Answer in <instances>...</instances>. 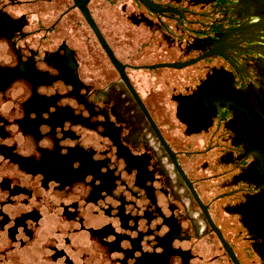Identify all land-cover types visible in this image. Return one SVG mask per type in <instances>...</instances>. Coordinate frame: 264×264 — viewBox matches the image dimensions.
Returning <instances> with one entry per match:
<instances>
[{"label": "flooded vegetation", "instance_id": "1", "mask_svg": "<svg viewBox=\"0 0 264 264\" xmlns=\"http://www.w3.org/2000/svg\"><path fill=\"white\" fill-rule=\"evenodd\" d=\"M237 261L264 264V0H0V264Z\"/></svg>", "mask_w": 264, "mask_h": 264}, {"label": "water", "instance_id": "2", "mask_svg": "<svg viewBox=\"0 0 264 264\" xmlns=\"http://www.w3.org/2000/svg\"><path fill=\"white\" fill-rule=\"evenodd\" d=\"M82 9H83L84 13L89 14L88 11L85 9L84 5H82ZM157 60H158V63L170 62V63L162 64L165 66H183V65L189 64V62H183V63H179V64H171V63H178L176 61L175 62L170 61V60H177V58L175 57V55H172L171 53H165V52H163L161 58H159ZM163 68H167L168 71L174 70L173 67H163ZM237 264H239L238 261H237Z\"/></svg>", "mask_w": 264, "mask_h": 264}, {"label": "rangeland", "instance_id": "3", "mask_svg": "<svg viewBox=\"0 0 264 264\" xmlns=\"http://www.w3.org/2000/svg\"><path fill=\"white\" fill-rule=\"evenodd\" d=\"M99 14H101V12H99ZM162 70H167V68H163Z\"/></svg>", "mask_w": 264, "mask_h": 264}]
</instances>
